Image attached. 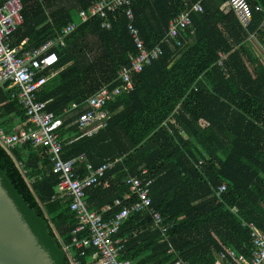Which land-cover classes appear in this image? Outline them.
Listing matches in <instances>:
<instances>
[{"label": "trees", "instance_id": "1", "mask_svg": "<svg viewBox=\"0 0 264 264\" xmlns=\"http://www.w3.org/2000/svg\"><path fill=\"white\" fill-rule=\"evenodd\" d=\"M21 1L24 22L12 33L14 46L38 48L69 23L79 24L64 45L50 49L59 60L39 76L57 74L37 95L61 116L62 158L75 159L78 172L115 161L99 184L86 189L89 209L112 206L106 218L118 212L117 199L130 203L124 178L146 170L152 207L171 224L164 237L149 213H131L115 235L123 257L134 264H172L177 258L171 248L188 264H216L228 248L249 257V224L264 231V11L253 6L244 27L233 10L221 8L227 0H203V11L191 12L183 47L163 44L164 52L134 75L133 90L107 103V126L83 135L75 121L88 110L86 100L103 86L119 85V69L139 52L130 21L123 11L109 16L110 27L98 15L81 21V11L96 0ZM193 2L132 0L133 25L145 49L159 44L169 21ZM251 2L264 7V0ZM9 85L0 84V126L20 133L27 115ZM73 102L78 107L64 113ZM0 178L55 264H72L70 257L75 264L97 262L96 247L73 243L78 220L71 197L57 190L60 176L45 146L0 141ZM223 183L227 188L218 197Z\"/></svg>", "mask_w": 264, "mask_h": 264}, {"label": "built area", "instance_id": "2", "mask_svg": "<svg viewBox=\"0 0 264 264\" xmlns=\"http://www.w3.org/2000/svg\"><path fill=\"white\" fill-rule=\"evenodd\" d=\"M202 2L203 0H194L190 10L172 18L166 35L151 50L145 49L139 30L133 25L132 0H96L88 12L81 11V21L98 15L105 20L103 24L105 27H110L108 18L111 14L123 11L130 21L128 27L139 49V52L131 57L130 65L119 69L118 80L121 82L119 85L103 86L86 100L88 110L79 114L75 121L83 135H91L107 126L112 115L105 108L107 103L133 90L134 75L164 52L163 44H167L172 49L183 47V32L192 25L191 12L203 11ZM253 6L256 11H264L260 2L253 4L251 0H227L221 8L225 11L233 10L240 23L247 27L252 19ZM23 8L21 0H6L0 4V84L8 81L9 86L14 87L15 90L11 96L17 99L25 110L27 126L23 127L20 133H8L0 126V141L8 147L27 141L46 147L50 155L52 171L60 176L57 190L71 197L70 208L78 220L72 232L73 243L77 248L88 245L96 247V252L93 254V258L97 260L95 264H134L123 257V243L121 239L115 238L123 221L133 212L149 213L152 227L160 230L164 237H168L171 226L165 222L162 214L152 207L150 196L152 180L143 178L146 170H143L141 175L126 176L123 182L128 186L129 192L124 200H130V203H123V200L117 199L115 206H121V209L108 218L105 217L104 212L112 206L102 211L89 209L85 195L86 189L99 184L107 171L114 167L115 161H107L97 167L87 164L86 175L78 172L74 166L75 159L62 158L63 141L58 131L63 123L61 116L47 110V102L39 100L37 95L40 87L57 74V70H52L47 76H39L41 72L54 66L59 60L57 53L50 49L57 44L64 45L65 38L79 24L69 23L60 30L57 37L49 39L38 48L23 49L20 46H14L12 39V33L24 22ZM261 25L264 28V22ZM256 36L251 34L250 38L258 43ZM219 64H222V60ZM76 107L78 104L73 102L64 108V113ZM226 188L225 183L221 184L216 189V195L220 197ZM249 227L253 239L251 255L246 257L235 249L228 248L221 252L220 257L216 259V264H264V231L253 223L249 224ZM81 232H86V236L79 238L78 234ZM169 253L175 254L177 258L172 264H188L173 248L169 250ZM70 260L72 264L76 263L71 257Z\"/></svg>", "mask_w": 264, "mask_h": 264}, {"label": "water", "instance_id": "3", "mask_svg": "<svg viewBox=\"0 0 264 264\" xmlns=\"http://www.w3.org/2000/svg\"><path fill=\"white\" fill-rule=\"evenodd\" d=\"M0 264H55L0 178Z\"/></svg>", "mask_w": 264, "mask_h": 264}, {"label": "crops", "instance_id": "4", "mask_svg": "<svg viewBox=\"0 0 264 264\" xmlns=\"http://www.w3.org/2000/svg\"><path fill=\"white\" fill-rule=\"evenodd\" d=\"M19 124H20V123H19ZM107 207H108V206H105V207H102V208H103V210H104V209H106Z\"/></svg>", "mask_w": 264, "mask_h": 264}]
</instances>
